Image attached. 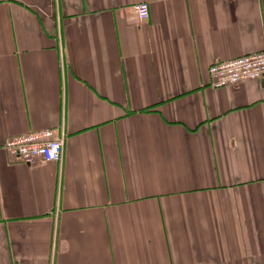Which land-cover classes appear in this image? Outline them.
I'll list each match as a JSON object with an SVG mask.
<instances>
[{"label": "crops", "instance_id": "0c3cea01", "mask_svg": "<svg viewBox=\"0 0 264 264\" xmlns=\"http://www.w3.org/2000/svg\"><path fill=\"white\" fill-rule=\"evenodd\" d=\"M261 50L264 0H0V264H264V76L208 73Z\"/></svg>", "mask_w": 264, "mask_h": 264}, {"label": "built area", "instance_id": "2783aa9c", "mask_svg": "<svg viewBox=\"0 0 264 264\" xmlns=\"http://www.w3.org/2000/svg\"><path fill=\"white\" fill-rule=\"evenodd\" d=\"M134 9L142 19L150 15L147 1L134 4ZM212 86H230L242 79L264 76V50L218 60L208 68ZM4 147L19 160L34 162L37 160L59 161L64 154L65 139L53 128L33 130L10 136Z\"/></svg>", "mask_w": 264, "mask_h": 264}]
</instances>
